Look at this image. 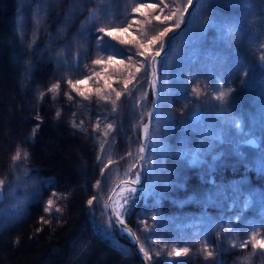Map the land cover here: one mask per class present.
<instances>
[{"label": "trees", "instance_id": "1", "mask_svg": "<svg viewBox=\"0 0 264 264\" xmlns=\"http://www.w3.org/2000/svg\"><path fill=\"white\" fill-rule=\"evenodd\" d=\"M148 1V4L159 2ZM210 1L206 6L208 9ZM224 2L227 0H221V3ZM164 3L168 7L161 5V8L155 11L145 9V15L137 14L134 17L136 23L130 33L138 40L146 42L152 37L145 40L143 33L146 30L152 29L154 36L164 27L172 26V21H156V15H168L170 11H176L178 8L185 10L189 5L188 0H164ZM16 12V0H0V155L3 156L0 169L6 174L11 171L16 160L14 157L19 153V157H28L34 169L33 174L39 175L40 178L45 176L47 180H40L37 184L40 195H37L38 199L32 200L26 211L20 215V219L12 226L11 239L0 241V260L5 258L10 264H71L69 257L72 254V244L78 241L81 232L82 235L87 233L84 225H81L84 230L80 231L77 223L70 224L67 219L75 202L76 190L78 193L83 191L85 194L82 197L86 200L94 202L95 199L103 198L106 202L115 187V183L109 184L105 177L102 179L97 147L91 137L92 122L88 121L93 116L104 118L108 113L104 111L97 115L98 108H103L98 105L100 98L94 94V88L80 91L84 97L81 98L70 83H65L67 79L58 78V73L64 74V68L50 63H46L42 69L39 68L37 57L33 56L24 39L16 34ZM244 13L245 10L231 13L229 18L237 22L238 35L213 41L214 47H217L214 57H219L223 68H231L235 74L241 71L243 64H248L249 83L242 93L237 94L234 107L245 104L243 114L246 117V127L252 125V134H260L261 143L257 148L246 146L241 138L233 136V132L227 139L224 135H215L210 131L213 129L209 126L210 119H206L201 123V127L209 134L205 139H200L202 148L190 154L187 141L194 139L197 130L190 126L186 128L179 139V152L170 153L168 156L173 163L169 168L167 181H171L172 186L164 184L152 199L150 196H144L143 190H139L137 199L132 203V210L123 215L127 223L135 229L150 264H155L152 255L160 264H240L237 256L230 261L225 254L230 246L225 241V235L216 234L217 213L214 210L223 209L220 204L223 196L219 195L218 191L222 190L232 197L236 195L229 191L228 183L220 176L229 175V172H234V168L249 170L248 181L245 184L240 183V191L243 194H253L256 201L251 210L232 225L231 230L250 232L264 216V75H261L264 68L252 63V59L246 54L245 39H240L242 36L246 37V22L242 15ZM192 19L193 17L190 22ZM48 21V18L44 21L41 19L40 30ZM181 24L180 22L179 27ZM177 28H174V31ZM46 29L41 31V36ZM116 36L119 39L118 44L114 42L115 45L111 46L107 42L103 48L107 51L114 49L111 51L112 55L117 61L124 60L125 63H111L110 71L118 73L123 80H131L143 70L145 58L136 55L131 60L127 59L133 51H139L138 45L124 43L123 41L129 38L126 35ZM167 37L163 38V45ZM177 40L178 36L172 39L170 51L177 44ZM157 50L154 45L152 51ZM150 58L149 56V62ZM149 62L146 65L148 67ZM162 62L163 60H159L158 65ZM136 68L140 71L137 72ZM205 71L207 68L203 65L200 72ZM57 78L52 84L53 79ZM115 85L118 90L108 89L101 94L106 95L110 91L121 93L119 98H116L117 106L113 111L115 117L120 118L118 113L122 111L126 97H131L134 90L129 83L125 88L120 80H117ZM254 94L256 98L253 97ZM88 98H91V103L86 101ZM152 100L151 91L148 90L143 125L146 123ZM253 101L254 107L251 104ZM246 103L250 105L247 106ZM259 104L261 119L254 117L252 120ZM213 124L217 128L226 126L218 122ZM206 139L215 142L219 153H216L218 149H210L211 144H207ZM49 142L52 145L55 142L59 144V148L54 147V155L51 154L53 157H48L42 152V147L48 149L51 146L48 145ZM139 144L140 140L136 142V146L139 147ZM78 157L82 162L78 161ZM135 160L136 170L139 172L138 156ZM49 201H52L51 206ZM146 205L156 210L158 218L152 219V223L137 221L138 211ZM94 206L96 203L88 204L92 210ZM105 211L115 234L130 249L133 262L141 264L130 239L122 232V228L107 208ZM206 240L216 245L214 257H206L208 262L204 261L207 255ZM102 242L107 245L104 240ZM183 249L188 251L183 252ZM177 250H181L179 257L175 255Z\"/></svg>", "mask_w": 264, "mask_h": 264}, {"label": "rangeland", "instance_id": "2", "mask_svg": "<svg viewBox=\"0 0 264 264\" xmlns=\"http://www.w3.org/2000/svg\"><path fill=\"white\" fill-rule=\"evenodd\" d=\"M208 1L199 0L191 15L192 22L189 21L177 35V44L165 58L160 59L163 62L160 65L157 62L161 97L159 109L153 122L149 151L147 149V178L146 187L143 189L144 196H150L151 199L156 196L165 184L164 181L169 178V168L173 162L172 159H168V156L170 153L179 152V146H181L179 139L187 127L190 126L197 130L194 139L187 141L190 154L196 152L198 148H202L200 139H205L209 134L206 129L201 127V123L206 119H210L209 126L213 128L210 131L215 135H224L227 139L233 132V136L236 138L246 140L253 136L261 143V135L252 134V125L248 128L245 126L244 114L234 110L237 94L242 93L249 83L248 76H243L244 71L249 72V66L246 63L243 64L241 71L236 74L231 68H223L219 57H214L217 47H214L213 41L216 42L220 38L228 36H237L239 32L237 22L229 17H231V13L245 10V15H242L246 22V37L242 36L240 39H245L246 54L252 59V63L263 68L264 0H227L224 4L221 3V0H211L209 9L206 7ZM16 2V34L24 39L33 56L37 57L39 68H44L46 63L64 68V74L58 73V78L67 79L66 84L71 82L72 86L76 85L75 90L81 98L84 97L80 91L94 88V94L96 93L100 98L98 105L103 108H98L100 111L97 110V115H101L100 113L104 111L108 113V116H104V118L93 116V119H88L89 122H92L91 137L97 147L102 179L105 177L109 184L115 183L116 186L121 180L137 178L139 172L136 170L135 157L138 156L137 148L139 149V147L136 146V142L138 140L141 142L140 138L145 125H143V120L146 115L145 100L148 90L151 91L149 85L150 62L149 67L145 65L139 76L127 80L132 85L134 93L131 97H126L122 111L118 113L120 118H116L113 114L114 108L117 106L116 94L112 91L106 95L101 93L108 89L118 90L115 85L117 80L124 83L126 79L123 80L118 73L110 71L107 58L113 56L114 49L107 51L103 47L107 42L111 46H114L115 43L118 44L119 39L116 35H125L122 32H116L114 37H107V31L128 27L131 24V32L134 21H136L134 17L138 14L134 9L142 3L148 4L149 1L16 0ZM187 9L186 11L180 10L171 25L183 23ZM47 18L49 21L40 30L41 19L44 21ZM210 23H212L211 27L208 28ZM45 29L46 31L41 36V31ZM100 29H105V32L101 33ZM159 29L160 27L157 28V32ZM152 34H154L152 29L146 30L143 33L145 40L153 36ZM155 48L160 50V45H155ZM97 59L104 63L96 64ZM247 63L249 62L247 61ZM203 65L207 68L204 73L200 72ZM261 75H264V71L261 72ZM58 78L53 79L52 84ZM105 80L111 87L105 85ZM241 80H245L247 83L242 84ZM77 81L86 82L79 84ZM229 89H231L230 92ZM221 91L229 92L226 101L216 99ZM253 97L256 98V95L254 94ZM86 101L92 102L91 98ZM254 102H251L252 107H254ZM260 104L257 106L256 115H253L252 120L254 117H257V120L261 119L259 116L261 113L259 111ZM197 113L200 114L195 116ZM213 122L226 126L217 128ZM109 124L112 125L111 128L108 127ZM262 132L264 134V129ZM206 142L211 144L210 149L214 151L218 149L215 142L208 139ZM54 144L49 142L48 145L51 146L48 149L42 147L43 154L53 157V151L59 146L57 142ZM161 145L166 153L163 156L161 155ZM219 151L218 149L216 153ZM2 158L3 156L0 155V161ZM79 160L82 162L80 157H78ZM36 169L38 170V168ZM233 170L236 172H229V177L228 174H220L225 178L231 192L236 195L232 197L222 190L218 191L219 195L223 196L220 202L223 209H220L219 206V209H214L217 213L215 217L216 234L225 235V241L230 246L225 251L228 260L231 261L237 256L240 264H264V248L257 246L258 241L264 240V216L250 232H243L239 229L231 230L232 225L239 218L244 217L256 201L253 194H243L240 191V183L245 184L248 181L249 170H236L235 168ZM33 172L34 169L26 155L20 156L19 160L16 159L13 168L7 174L0 169V180L4 181V184H0V241L11 239L12 226L20 219V215L26 211L32 200L38 199L40 195L37 184L40 180H47V177L40 178ZM76 191L75 202L67 219L70 224L77 223L80 231L84 230L81 227L84 225L83 228L87 229V233L83 234V237L81 232L78 241L72 244L70 263L135 264L130 255V249L115 234L111 222L106 217V208L109 211L108 199L106 202L103 198L95 199L93 203H96V206L92 207V210L88 207L89 199L86 200L82 197L85 193ZM138 191L131 195L129 193L122 194L117 198L116 210L122 213V217L127 211L132 210V203L137 199ZM137 214V221L140 223H152V219L158 218L156 210L150 205L140 209ZM103 240L108 247L102 242ZM205 248L207 255L204 261L208 262L209 259L206 257H214L216 245L206 240ZM209 252L212 253L211 256L208 255ZM152 260L155 261V264H160L153 255ZM0 264L10 263L4 258L0 260Z\"/></svg>", "mask_w": 264, "mask_h": 264}, {"label": "water", "instance_id": "3", "mask_svg": "<svg viewBox=\"0 0 264 264\" xmlns=\"http://www.w3.org/2000/svg\"><path fill=\"white\" fill-rule=\"evenodd\" d=\"M198 2L199 0H193V2L190 4V6L187 9V14L185 16V19L182 25L175 32L171 33L168 36L167 43L165 47L163 48V50L161 51V55L159 57H156L157 62L160 59H163L168 55L169 50H170L171 39L175 37L176 35H178L187 26V24L190 21L191 15L194 12L195 7L198 4ZM150 72L151 74H150L149 85H150V90L152 93L153 101L148 111L147 122L143 126V133H142L141 142H140L139 149H138V166H139L140 179L139 181H137V178L121 180L115 186L114 190L112 191V193L110 194L108 198V208H109V211L113 219L122 228L123 233H125L130 238L131 243L134 247V250L142 264H149L146 254L144 253L142 249V246L139 242V238L134 228L130 224H128L122 216L120 217L116 216L117 210H116L115 201L117 197L122 193V191L126 188L131 187V188H137L138 190H143V188L145 187L146 178H147V149L150 144L152 129H153V122H154V118H155L156 111H157L159 101H160V90H159L160 84L158 80L157 63L155 66V75H154L153 69L151 66V61H150ZM146 125L148 126L147 132H145ZM245 143L249 146L256 147V148L259 146V143L253 137L246 140ZM142 147L145 149V151L141 153L140 149Z\"/></svg>", "mask_w": 264, "mask_h": 264}, {"label": "snow or ice", "instance_id": "4", "mask_svg": "<svg viewBox=\"0 0 264 264\" xmlns=\"http://www.w3.org/2000/svg\"><path fill=\"white\" fill-rule=\"evenodd\" d=\"M191 3H192V0H188V4L190 5ZM161 5H164V7H168V5L164 3V0H159L158 3H149V4H143L142 3V4L138 5L134 9V11L136 13H138V14L145 15L146 14L145 13V9H151V10L155 11V10L160 9ZM179 11H180V9L178 8V9H176V11H170V14H168V15H163V13H161L160 15H156L155 16V20L156 21L163 20L165 22L173 21ZM185 11H186V9H185ZM134 23H136V21H134ZM131 27H132V25L129 24L128 27H124V28H120V29H113V30L107 31L106 36L107 37H114L116 32H122L126 36H128L129 38L125 39L123 42L126 43V44L138 45L139 51L138 52L133 51L130 55L127 56V59L131 60L133 58V56L138 55L140 57H144L145 58L144 64L147 65L148 62H149L148 61V57L150 56L151 57V66H152V69H153V74L155 75V66H156V63H157L156 57H159L161 55V51L163 50V43H162L163 38L167 37L169 33L173 32L174 28L179 27V24L177 23V24L172 25V26L164 27L162 31H160L157 35L152 36L151 39H148L146 42L138 40L135 35L131 34L130 33ZM99 31L101 33H104L105 29H100ZM158 44L160 45V50H157V51L153 52L152 51L153 46L154 45H158ZM116 62H118L120 64H124L125 63L124 60L117 61L115 56H108L107 63L111 64V63H116ZM95 63L99 65V64L104 63V61H101V60L97 59L95 61ZM136 71L139 72L140 69L136 68ZM146 71H147V68H146ZM248 75H249L248 71H244L243 72V76L247 77ZM85 82L86 81H77V83H79V84H83ZM241 83L244 84V83H247V81L241 80ZM105 85L107 87H111V85L108 84L107 80H105ZM124 85H125V88H127V86H128V81L127 80L124 82ZM73 87L75 88L76 85H73ZM230 91H231V89H229V92ZM229 92L221 91L219 96L216 97V99L219 100V101H226V98L228 97ZM81 95H83V93H81ZM120 95H121V93H119V92L116 93L117 98H119ZM173 126H175V125H173ZM108 127L111 128L112 125L109 124ZM161 127H162V125H161ZM147 130H148V126L146 125L145 126V132H147ZM160 148H161V155L163 156L164 154H166L163 151V145H161ZM144 151H145V149L142 147L140 149V152L142 153ZM19 158H20L19 157V153H17V155L14 157V159L19 160ZM165 171H167V170L165 169ZM262 171H264V169H262ZM139 179H140V177L137 176V181H139ZM164 183L167 186H169V187L172 186V182L171 181L165 180ZM0 184H4V181L0 180ZM128 191H129V195H131V193H135L137 191V189L136 188H131ZM93 199H95V197H93ZM125 199H127V198H125ZM48 203H49V206H51L52 201H49ZM92 203H93V200H89L88 201L89 205H91ZM121 215H122L121 212H119V211L116 212V216L117 217H120ZM257 246L260 247V248H264V240L258 241L257 242ZM182 251L183 252H187L188 250L187 249H183ZM175 255L177 257H179L181 255V250H177ZM208 255L211 256L212 253L209 252Z\"/></svg>", "mask_w": 264, "mask_h": 264}, {"label": "bare ground", "instance_id": "5", "mask_svg": "<svg viewBox=\"0 0 264 264\" xmlns=\"http://www.w3.org/2000/svg\"><path fill=\"white\" fill-rule=\"evenodd\" d=\"M196 7H197V6H196ZM196 7H195V9H196ZM177 29H178V28H177ZM177 29H176V30H177ZM176 30H175V31H176ZM175 31H173V32H175ZM173 32H171V33H173ZM171 33H170V34H171ZM170 34H169V35H170ZM169 35H168V36H169ZM176 36H177V35H176ZM176 36H175V37H176ZM173 38H174V37H173ZM173 38H172V39H173ZM172 39H171V41H172ZM167 40H168V37H167V39L165 40V43H164V45H163V48L165 47V45H166V43H167ZM171 41H170V47H171ZM169 51H170V50H169ZM263 68H264V67H263ZM158 80H159V76H158ZM257 89H260V88H257ZM159 90H160V87H159ZM263 93H264V90H263ZM160 97H161V95H160ZM248 98H249V97H248ZM246 104H247V106L250 105L249 103H246ZM244 105H245V104H244ZM244 105H240V106H238V108L234 107V110H236V111H240L241 113H243V111H244V109H245V107H246V106H244ZM158 109H159V105H158L157 111H158ZM157 111H156V113H157ZM244 117H245V116H244ZM245 121H246V117L244 118V123H245V126H246V122H245ZM252 137H253V136H252ZM249 138H251V137H248L246 140H248ZM253 138H255V137H253ZM246 140H242V142H243L244 145L249 146V145H247V144L245 143ZM255 140H256V138H255ZM256 141H257V140H256ZM257 142H258V141H257ZM258 143H259V142H258ZM249 147H252V146H249ZM258 147H259V146H258ZM255 148H256V147H255ZM229 176H230V175H228V177H229ZM145 187H146V183H145ZM145 187H144V188H145ZM144 188H143V189H144ZM129 189H131V187H130V188H126V189H124L120 195H122V194H126V193H129V191H128ZM136 189H137V188H136ZM137 191H138V189H137ZM229 191H231L230 187H229ZM120 195H119V196H120ZM119 196H118V197H119ZM118 197H117V198H118ZM116 200H117V199H116ZM115 204H116V201H115ZM122 232H123V230H122ZM124 234H125V233H124ZM125 235H126V234H125ZM126 236H127V235H126ZM127 237H128V236H127ZM128 238H129V237H128ZM138 238H139V237H138ZM129 239H130V238H129ZM130 241H131V240H130ZM139 242H140V240H139ZM140 244H141V242H140ZM141 246H142V245H141ZM133 248H134V247H133ZM136 255H137V254H136ZM139 260H140V259H139ZM140 262H141V261H140Z\"/></svg>", "mask_w": 264, "mask_h": 264}]
</instances>
